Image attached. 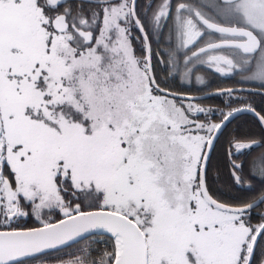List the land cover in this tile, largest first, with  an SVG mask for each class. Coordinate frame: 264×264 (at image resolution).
<instances>
[{
	"label": "snow or ice",
	"instance_id": "1",
	"mask_svg": "<svg viewBox=\"0 0 264 264\" xmlns=\"http://www.w3.org/2000/svg\"><path fill=\"white\" fill-rule=\"evenodd\" d=\"M153 55L173 78L196 61L260 91L205 108ZM245 92L264 96V0H0V264H264V150L231 158L264 149ZM243 113L261 132L230 136L228 164L251 195L225 199L209 163Z\"/></svg>",
	"mask_w": 264,
	"mask_h": 264
},
{
	"label": "trees",
	"instance_id": "2",
	"mask_svg": "<svg viewBox=\"0 0 264 264\" xmlns=\"http://www.w3.org/2000/svg\"><path fill=\"white\" fill-rule=\"evenodd\" d=\"M158 0H151L153 5L157 4ZM149 3V0H137V7L139 10L143 11L144 7ZM138 33V31H137ZM134 34L135 36H140V34ZM136 49L139 50L137 54H142L140 51V44L136 41H133ZM227 81V82H226ZM238 85L237 81L233 78L226 79V80H220L219 81V87H226V86H233ZM252 86V85H248ZM193 90V89H192ZM195 90H198L195 94H204L205 90L201 88H197ZM184 93H188L185 92ZM190 93V92H189ZM241 96H245L248 98V101L252 103V105L256 108L257 111H261V109H264V96L261 95H249L248 93H239ZM200 101V100H196ZM201 101H210L211 104L208 105L211 108H223L225 106V103L227 101V97H221L216 95H210L209 97L205 99H201ZM242 102H235L233 103V106H241ZM202 117V116H201ZM218 119V117H217ZM261 129L259 124L257 123L255 117L249 115V114H242L237 117H235L231 123L227 125V127L224 129L223 134L219 137V139L216 141L215 149L212 153L211 160L209 163L208 168V175L207 180L210 185V187L217 193H225L227 194L224 198L230 199L231 197H240V198H246L247 196L251 195L250 192H246L243 188L240 186H235L229 171V156H228V139L232 135H243V134H250L257 138H259ZM264 149L255 148L252 150L251 153H247L245 155L240 156H232V159L237 160V162L241 161H247L252 156L256 155L258 152L262 151ZM249 179V176L245 175V180L247 181ZM254 186L258 187V181H254ZM264 210V204H261L259 208L255 209L252 216V223L258 222V217L256 216L257 211ZM85 241H81L78 244H73L70 247L62 249L60 252V258L63 259H69L71 258L68 254L74 253L76 255H79V253L76 251L79 247H81ZM93 248H103V245H92ZM259 257V249H257V258Z\"/></svg>",
	"mask_w": 264,
	"mask_h": 264
},
{
	"label": "flooded vegetation",
	"instance_id": "3",
	"mask_svg": "<svg viewBox=\"0 0 264 264\" xmlns=\"http://www.w3.org/2000/svg\"><path fill=\"white\" fill-rule=\"evenodd\" d=\"M184 2H190V0H172L173 6H175L178 3H184ZM134 33L136 34L137 32H134ZM137 34H140V33L138 32ZM215 39H216V37H214V36H205L203 38V40L200 41V43L197 45V47L192 48L191 51H185V50L182 49L181 52L184 55L191 56V53L193 51H197V49L199 47L204 46V43L206 41L215 40ZM152 47H153V49H156L157 45L155 43H153ZM181 59H183V56H181ZM153 63L157 64V60H156L155 55H153ZM193 64L195 65V71L191 74L190 77H186L184 79H181V77L179 75H177L175 78H173L172 76H168V73L165 72L158 64H157V69H158V73H159V75L161 77L168 76L167 87L171 91L176 92V93H184V90H186V89L195 90L197 88H201V89L205 90V93H214L217 90L226 89V88H232V87L259 88V85H254V84H244V85L238 84V85H233V86L219 87L218 85H219V81L220 80H226V79H231V78L233 79L234 78L236 81H238L240 79L239 75L229 77L228 75H222L220 73H217L214 70L210 71L207 68L206 65H200L196 61H193ZM198 72H201L198 75L203 77V79H204V83L203 84L198 83L196 81V79H195V77L197 76ZM192 81H193V83H192ZM248 85H252V86H248ZM208 90H209V92H208ZM203 107L211 108L208 105H204ZM22 220L28 226H33L36 223L34 217H25V218H22ZM56 256L60 257V253H50L49 254V259H52V258H54Z\"/></svg>",
	"mask_w": 264,
	"mask_h": 264
},
{
	"label": "rangeland",
	"instance_id": "4",
	"mask_svg": "<svg viewBox=\"0 0 264 264\" xmlns=\"http://www.w3.org/2000/svg\"><path fill=\"white\" fill-rule=\"evenodd\" d=\"M157 3H159V0L157 1ZM135 34V33H134ZM134 43V42H133ZM135 46V45H134ZM136 48V47H135ZM137 50V52H139V50L138 49H136ZM137 55H140V54H137ZM201 72H198L197 73V75L198 74H200ZM202 75V74H201ZM193 80V79H192ZM184 81V80H183ZM185 82V81H184ZM192 83H193V81H192ZM188 85V84H187ZM254 85H257V84H254ZM185 92H188V93H184V94H193V95H197V94H195V93H197L198 92V90H188V89H186V90H184ZM190 92V93H189ZM194 103H196V104H199V105H201V106H204V105H210L211 104V102L210 101H207V102H205V101H194ZM201 119H203V116L201 117ZM217 119V118H216Z\"/></svg>",
	"mask_w": 264,
	"mask_h": 264
},
{
	"label": "water",
	"instance_id": "5",
	"mask_svg": "<svg viewBox=\"0 0 264 264\" xmlns=\"http://www.w3.org/2000/svg\"><path fill=\"white\" fill-rule=\"evenodd\" d=\"M245 88H250V87H245ZM254 91H256V92H258V91H260V89L259 88H252ZM184 94V93H183ZM208 93H204V94H198V95H193V94H186V95H188V96H196V97H203V98H201V99H205V98H207V97H209L210 95H207ZM201 99H197V100H201ZM196 101V100H195ZM243 114H248V113H243ZM239 115H242V114H238L237 116H239ZM249 115H251V114H249ZM236 116V117H237ZM252 116V115H251ZM254 117V116H253Z\"/></svg>",
	"mask_w": 264,
	"mask_h": 264
},
{
	"label": "bare ground",
	"instance_id": "6",
	"mask_svg": "<svg viewBox=\"0 0 264 264\" xmlns=\"http://www.w3.org/2000/svg\"><path fill=\"white\" fill-rule=\"evenodd\" d=\"M208 92H209V90H208Z\"/></svg>",
	"mask_w": 264,
	"mask_h": 264
}]
</instances>
